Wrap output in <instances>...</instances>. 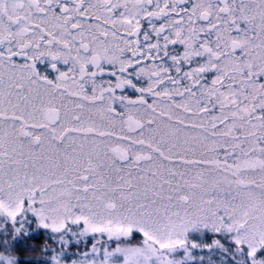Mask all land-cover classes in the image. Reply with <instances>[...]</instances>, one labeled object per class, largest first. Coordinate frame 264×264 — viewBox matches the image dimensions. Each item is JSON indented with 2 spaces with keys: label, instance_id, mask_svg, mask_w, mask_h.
I'll return each mask as SVG.
<instances>
[{
  "label": "snow or ice",
  "instance_id": "1",
  "mask_svg": "<svg viewBox=\"0 0 264 264\" xmlns=\"http://www.w3.org/2000/svg\"><path fill=\"white\" fill-rule=\"evenodd\" d=\"M41 231L48 264H264V0H0V264Z\"/></svg>",
  "mask_w": 264,
  "mask_h": 264
},
{
  "label": "trees",
  "instance_id": "2",
  "mask_svg": "<svg viewBox=\"0 0 264 264\" xmlns=\"http://www.w3.org/2000/svg\"><path fill=\"white\" fill-rule=\"evenodd\" d=\"M39 236L31 235V239L27 242L28 246H18L15 248L17 254L20 257V264H48L47 261L39 259V252H35L34 248L31 249L30 247L38 242L41 243L42 232L38 233ZM30 244V245H29Z\"/></svg>",
  "mask_w": 264,
  "mask_h": 264
},
{
  "label": "rangeland",
  "instance_id": "3",
  "mask_svg": "<svg viewBox=\"0 0 264 264\" xmlns=\"http://www.w3.org/2000/svg\"><path fill=\"white\" fill-rule=\"evenodd\" d=\"M47 62V61H46ZM130 94H132V93H130ZM42 232V231H41ZM34 235H36V236H39V234L37 233V234H34ZM33 235V236H34ZM31 236H28V237H22V238H20L17 242H16V245H15V248L16 247H18V246H24L25 247V245H27L28 246V244H27V242L29 241V239H31L30 238ZM40 239H41V243H37V244H34V245H32L30 248L31 249H33L34 248V250H35V252H39V254H40V252H41V246H42V244L44 243V241L46 240V239H48V237L46 236V234L45 233H43L42 232V235H40ZM30 245V244H29ZM16 251V250H15ZM212 262H213V264H220V260H219V257L218 256H213V258H212Z\"/></svg>",
  "mask_w": 264,
  "mask_h": 264
},
{
  "label": "flooded vegetation",
  "instance_id": "4",
  "mask_svg": "<svg viewBox=\"0 0 264 264\" xmlns=\"http://www.w3.org/2000/svg\"><path fill=\"white\" fill-rule=\"evenodd\" d=\"M37 67L41 74L47 75L50 79H55L57 73L51 69L48 62L39 64ZM60 67L63 69L65 66L61 65Z\"/></svg>",
  "mask_w": 264,
  "mask_h": 264
}]
</instances>
